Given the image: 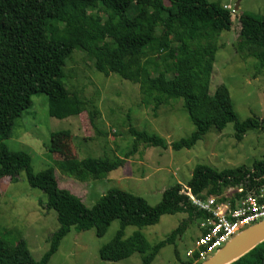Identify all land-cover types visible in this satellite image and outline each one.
Listing matches in <instances>:
<instances>
[{
    "label": "trees",
    "instance_id": "16d2710c",
    "mask_svg": "<svg viewBox=\"0 0 264 264\" xmlns=\"http://www.w3.org/2000/svg\"><path fill=\"white\" fill-rule=\"evenodd\" d=\"M232 14L220 2L208 0H0V178L16 180L24 171L29 186L46 195L45 203L40 202L42 208L55 209L59 223L47 239L48 249L38 260H21L13 246L0 238V264H47L72 227L93 228L101 236L114 219L119 220L120 227L99 248V257L117 261L138 252L143 264H151L162 247L173 244L183 233L187 222L201 225L207 221L209 213L192 206L180 183L166 188L155 205L141 196L111 188L92 207H86L79 197L60 188L54 178L34 173L29 154L10 150L3 140L11 134L14 119L29 107L34 94H45L56 102L57 116L86 110L85 102L63 83V66L74 49L90 54L94 70L137 83L143 103L152 104L154 111L170 100H182L193 131L168 143L155 133L131 126L133 150L137 140L165 149H189L210 129L221 131L231 121L236 140H241L248 129L264 131V118L239 120L233 115L224 86H218L213 94L222 112L220 118L211 120L212 112L206 110L216 37L230 28ZM238 23L242 41L257 46V59L263 67L264 12H243ZM154 74H162L165 83L154 82ZM201 112L204 119L196 117ZM122 161L92 157L55 161V165L82 180L106 175ZM186 188L199 198L235 188L230 198L218 199L234 207L264 188V156L251 166L221 170L197 164ZM263 199L258 197L259 202ZM176 213L187 214L188 221H182L152 245L140 231L123 238L127 225L148 226L164 214ZM201 229L204 233L205 228ZM197 258L194 251L184 264ZM228 264H264V240Z\"/></svg>",
    "mask_w": 264,
    "mask_h": 264
},
{
    "label": "rangeland",
    "instance_id": "374dc122",
    "mask_svg": "<svg viewBox=\"0 0 264 264\" xmlns=\"http://www.w3.org/2000/svg\"><path fill=\"white\" fill-rule=\"evenodd\" d=\"M208 1L220 2L230 7L227 9H234L237 4L238 8L232 14L230 28L216 37L217 51L206 110L212 112L211 120L220 118L222 112L215 105L213 94L218 86H224L236 118H264V66L260 67L257 59V46L242 41L238 23V16L243 12L263 13L264 0ZM63 71L65 87L78 94L86 110L57 116L54 114L55 107L59 106L56 102L45 94H34L29 107L14 119L11 134L3 142L12 151L28 153L34 173L54 178L60 188L79 197L86 207H92L111 188L141 196L148 204L155 205L163 191L176 183H180L181 191L186 190V183L197 164L221 170L251 166L264 156V131L248 129L241 140H236L232 121L221 131L210 129L189 149H165L137 140L133 150L131 126L155 133L168 143L193 131L194 125L182 100H170L154 111L152 104L143 103L137 83L115 73L106 76L94 70L90 54L79 49L73 50ZM152 79L165 83L162 74H154ZM198 115L204 119L203 112L198 113L197 118ZM92 157L123 161L106 175L82 180L55 165V161H81ZM234 191L235 188H228L221 195L208 196L216 199L213 210L222 208L223 204L229 205L228 201L222 203L218 199L221 196L228 199ZM45 201L46 195L40 189L29 186L24 171L16 180L0 178V238L10 243L23 261L38 260L48 249L47 239L59 227L56 210H46L40 205ZM207 213V221H211L212 214ZM184 220L188 221L187 214H164L152 225L125 226L123 238L140 231L152 245ZM119 227V220L114 219L101 236H97L93 228L76 230L72 227L47 264H143L138 252L117 261L99 257V248L113 238ZM201 227L193 221L187 222L183 233L177 235L173 244L162 247L151 264L187 262L195 251V241L202 235ZM200 262L194 260L190 264Z\"/></svg>",
    "mask_w": 264,
    "mask_h": 264
},
{
    "label": "built area",
    "instance_id": "2783aa9c",
    "mask_svg": "<svg viewBox=\"0 0 264 264\" xmlns=\"http://www.w3.org/2000/svg\"><path fill=\"white\" fill-rule=\"evenodd\" d=\"M230 10L232 13L235 11ZM184 193L194 207L210 212L213 217L211 221L201 224L205 232L201 233L202 235L195 241V251L199 253L196 260L203 261L208 258L215 248L221 247L244 228L264 219V199L262 202L258 201V197L264 198V188L259 191L258 195L250 196L234 207H230V204H223L222 208L217 210H213V206L216 205L214 197L205 199L195 197L187 188Z\"/></svg>",
    "mask_w": 264,
    "mask_h": 264
},
{
    "label": "water",
    "instance_id": "95a60500",
    "mask_svg": "<svg viewBox=\"0 0 264 264\" xmlns=\"http://www.w3.org/2000/svg\"><path fill=\"white\" fill-rule=\"evenodd\" d=\"M237 4L234 5L236 10ZM264 240V219L244 228L199 264H228Z\"/></svg>",
    "mask_w": 264,
    "mask_h": 264
}]
</instances>
